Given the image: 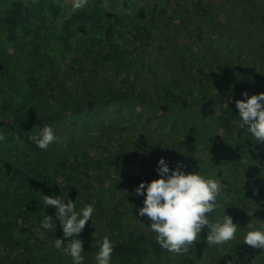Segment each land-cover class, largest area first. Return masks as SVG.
I'll return each instance as SVG.
<instances>
[{
  "label": "trees",
  "instance_id": "trees-1",
  "mask_svg": "<svg viewBox=\"0 0 264 264\" xmlns=\"http://www.w3.org/2000/svg\"><path fill=\"white\" fill-rule=\"evenodd\" d=\"M155 1L157 8L147 0H89L85 8L73 12L71 0H0V132L5 136L0 142V245L9 248L10 264H39L38 260L52 264L53 259L60 260L54 257L53 250L42 252L44 243L49 248L43 239L39 256L33 249L24 247L25 241L21 239L10 242L16 231H36L46 215L55 219L54 207L44 208L42 195L66 194L65 198L73 200L77 208L93 203L98 209L106 190L102 186L105 180L110 182L107 189H112V194H109L115 195L116 179L112 178H121L126 169V164H119L118 156L125 157L127 148L130 149L119 137L121 126L115 121L116 116L143 123V119L149 118L144 105L153 104L159 93L170 99L175 109L174 105L178 106L180 112L199 109L203 121L216 112L219 93L211 96L209 89L202 87L204 84L201 86L204 92L196 95V102L181 98L169 85L164 87L165 91L151 92L150 87L144 86L159 70L158 64L149 60L155 49L152 42L158 44L179 37L180 58L186 60L183 56L191 53L193 56L192 47L204 42L202 29L208 30L210 22H216V15L221 20L218 26L221 31L222 27L226 29L224 22L228 21L231 10L241 11L252 20L256 13L264 12V2L258 0H239L245 2L243 9H231L236 0L229 2L231 6L225 0H194L198 2L194 10L186 8L189 0ZM185 9L189 10L188 14ZM198 17L204 18L203 24H197ZM261 18L264 20V14ZM260 27L258 24L257 28ZM161 31L166 34H159ZM261 31L257 37L264 35ZM190 35L196 40L189 41ZM262 42L263 54L264 39ZM147 46L152 47L151 52ZM235 85L239 87L238 83ZM158 107L168 111V105L161 102ZM221 116L218 126L227 134L221 130L207 138L210 165L223 186L232 180L231 172L226 175L223 169L243 168L241 184L232 183L228 189V192L236 189L238 201L236 209L230 211L240 219L248 204L250 219L264 223V144H257L240 127L233 128L229 117H235V113ZM45 125L53 128L57 140L42 150L31 137L37 136ZM229 133L233 135L231 139ZM131 134L125 138L142 139ZM111 138L118 140L113 150ZM195 140L196 136L190 134L179 140V144L192 152ZM133 145L136 147L137 143ZM91 147L93 153L89 152ZM104 147L108 150L106 155L102 151ZM145 154L143 158L150 169ZM115 160L119 168L109 172L108 162ZM130 196L125 192L120 194L128 205ZM17 215L24 218L21 230ZM55 227L62 231L59 221ZM48 233V237L54 236L53 231ZM207 233V228L201 231L181 264L205 263L197 260L205 254L207 257L209 252ZM118 235L113 264H146L147 256L158 257L155 251L159 245L154 234L135 230ZM78 238L96 245L97 240L87 237L84 231ZM262 252L242 241L224 253L221 262L225 258L235 264H257L254 259Z\"/></svg>",
  "mask_w": 264,
  "mask_h": 264
},
{
  "label": "rangeland",
  "instance_id": "rangeland-1",
  "mask_svg": "<svg viewBox=\"0 0 264 264\" xmlns=\"http://www.w3.org/2000/svg\"><path fill=\"white\" fill-rule=\"evenodd\" d=\"M148 4H151L154 8H157L155 0H147ZM238 1V2H237ZM259 3L264 2V0H258ZM228 4L232 0H225ZM236 4L231 6L232 8L240 7L243 9L245 2L235 1ZM198 4L194 0H189L186 8H193L194 5ZM194 10V8H193ZM185 13L188 14L189 10L185 9ZM262 13H256L254 19H249L248 15H243L240 12L231 10V13L227 15L228 21L224 22L226 29L219 31L218 26L221 23L220 18L216 15V22L213 20L210 22L208 30L202 29V33L205 34L204 42L196 43L192 48L194 54L192 56L186 54L183 56L186 60L180 58L182 54V48L180 47L179 37L169 40H164L160 43L152 42L155 49L152 54L150 46L148 51L151 52L149 56L150 61H155L158 64L159 70L157 73L153 74L151 78L147 81L145 87H150V92L156 89L164 90V87L169 85L177 90L181 98L192 99L189 101L196 102V95L202 94L204 92L203 88L209 89V94L214 96L215 93H219L215 102L216 114L213 113L207 119L201 118L199 109L188 108L187 110L181 111L178 106L174 105L167 98L162 97V93H159L154 98V103L151 105L145 104L146 114L149 118L143 119V123L136 120V122H129L121 116H116L115 121L119 126H121L120 138L122 141L130 145L126 150L125 157L120 158L118 156L119 164H126V169L123 171V176L121 178L115 176L112 180H115L116 189H114L115 195L112 194L111 190H108L109 181L105 180L103 182V187L106 189L103 196L101 197L100 206L95 207V213L93 215V221L90 219L86 222L84 227V232L87 237H92L96 239V245L92 242L82 241L84 249V264H95V255L98 251L99 241L104 236L109 237L114 243L119 239L118 233L120 235L128 233L131 234L133 231H142L145 234H154L156 239V234L152 233L149 228V221L145 217H140L137 215V209L143 206V197H138L134 194L135 188L141 181L148 182L152 179L157 178L158 173L156 168L158 166L157 161L162 157L167 162L170 170L180 167L185 173L191 171H200L203 175L214 178L220 181L216 176V172L210 165L207 156V138L213 133L219 132L222 129L219 125V119L222 118L221 115L229 116V114L235 113V117H229L231 119V124L233 128H239V118L238 109L236 108L235 102L237 100H242L245 97L242 93L246 92L249 96L254 94H259L264 92V53L262 54L261 49L263 48L264 35L257 37L259 30L264 31V20L261 18ZM196 19V18H195ZM204 18L198 17L196 19L197 24H203ZM261 24L260 29L257 25ZM181 29V25L179 26ZM226 30V31H225ZM184 31V30H183ZM186 32H184L185 34ZM159 34H166L162 31ZM208 35V36H206ZM212 37V38H211ZM189 41L196 40L193 35H190ZM156 51V53H155ZM153 64V63H152ZM153 66H155L153 64ZM156 68V67H155ZM226 70V71H224ZM252 70V73H249ZM144 72H141L143 74ZM197 73V74H196ZM174 76H178L181 79L176 80ZM199 78V80H197ZM239 84L237 88L235 84ZM204 84V85H203ZM203 85V86H202ZM201 86L203 88H201ZM208 92V91H207ZM195 95L193 98L192 96ZM198 100H200L198 98ZM159 102L168 105V111L163 112L159 109ZM174 103V102H173ZM136 105H140L137 103ZM150 106V107H149ZM152 108V109H151ZM207 119V120H206ZM221 120V119H220ZM129 124L126 125V124ZM214 126V127H212ZM205 131V132H204ZM225 131V130H222ZM132 133L136 137H141L142 139L136 140L135 138L127 139L126 134ZM196 136L194 142V150L189 152L186 146L180 145L179 140H184L186 135ZM224 134H227L225 131ZM89 135V134H88ZM207 136V137H206ZM233 135L229 133V138L231 139ZM110 145L112 150L117 148L118 140L111 138ZM137 143L135 147L133 144ZM103 154H107L108 150L106 147L102 149ZM90 153L94 152L93 147L89 149ZM120 153V151H119ZM144 153L149 157L148 164H151V168L145 164L143 158ZM121 154V153H120ZM108 162V169L111 172L119 166L117 165V160ZM137 164V171L134 173ZM223 169L224 174H229V179H232L229 184L222 185L220 193L218 196V203L221 206L217 209L214 214H207L210 216V220L215 221L216 216L220 214L221 208L225 205V214L231 216L233 222L237 224V234L236 237L226 242L220 246H210L209 252L203 258L197 260L198 263L205 262L204 264H235L232 260H227L221 258L224 253H228L233 249L236 244L243 241V236L248 231L247 224L252 223L254 225H259L262 223L256 219H250L247 215L249 209L251 208L248 204L244 206L245 210L242 211L239 217L235 213H231L230 210L236 209V204L238 201L235 200L237 196L236 189L228 192L230 184L240 185L243 177V168L241 166L235 169H230L231 171ZM213 171V172H212ZM214 174V175H213ZM110 177V175L108 173ZM147 176V179L145 178ZM223 186V187H222ZM116 191V192H115ZM125 192L131 196L127 200L129 205L125 201L121 200L120 194ZM110 193V194H109ZM112 196V197H110ZM134 197V198H133ZM94 202V201H93ZM93 204V203H92ZM83 206H79L78 209ZM103 209V210H102ZM212 215V216H211ZM26 217V216H24ZM15 219V218H14ZM16 221V219H15ZM17 223L19 226L18 230H21V225H25L24 218L17 215ZM31 226V225H30ZM36 225H32L31 228H35ZM57 229V230H56ZM54 232V236H47L49 233L46 232L43 236L37 235L34 230L33 233L29 231L27 233H18L16 231V237L11 239V243H15L17 240L21 239L25 241L23 243L24 247L31 248L35 251V255L39 256L40 243H49V248L47 244L44 243V250H53L54 257L60 258V260L53 259L52 264H72L70 257L65 256L62 252L57 251L53 245L55 243V238H60L66 240L63 237V232L57 227L50 232ZM38 237V240L37 238ZM72 238L68 239V243L71 242ZM11 250V249H10ZM149 254L152 253V249L149 247ZM9 248L0 245V264H10L9 258ZM158 257L147 256L145 259L146 264H181V260L188 255V251L181 255H176L170 253L160 246L156 248L155 251ZM16 256V254H15ZM257 264H264V250L262 254L254 259ZM39 264H45L44 261L38 260Z\"/></svg>",
  "mask_w": 264,
  "mask_h": 264
},
{
  "label": "clouds",
  "instance_id": "clouds-1",
  "mask_svg": "<svg viewBox=\"0 0 264 264\" xmlns=\"http://www.w3.org/2000/svg\"><path fill=\"white\" fill-rule=\"evenodd\" d=\"M88 2L71 0V9L73 12L81 10ZM242 96L245 98L235 102L239 127L257 144H264V92L251 96L244 92ZM31 139L38 148L47 150L57 136L50 125H45ZM4 140L5 136L0 132V142ZM157 164V178L141 181L134 194L143 197V206L137 209V215L148 219L150 231L156 234V242L162 249L176 255L184 254L205 228L208 229L206 243L209 246H220L236 237L240 226L225 214V205L215 221L206 215L216 213L221 207L218 203L219 180L209 178L200 171L185 173L181 170L183 165L170 170L162 157ZM42 196L44 208L54 207L55 219L46 215L36 229L37 235L43 236L53 230L56 221H59L66 240L55 238L53 247L70 257L72 264H84L83 244L78 237L86 222L93 221L94 205L87 204L78 209L73 200L65 198L66 194ZM247 215L251 217L252 214L247 212ZM246 227L248 231L243 236V243L250 248L264 250V223L258 226L248 223ZM69 238H72L70 243L67 242ZM98 243L95 264H113L114 242L104 236Z\"/></svg>",
  "mask_w": 264,
  "mask_h": 264
}]
</instances>
